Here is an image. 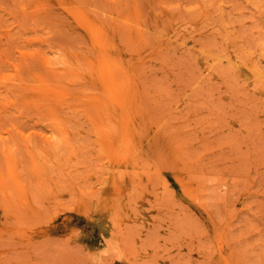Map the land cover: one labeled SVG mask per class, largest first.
Wrapping results in <instances>:
<instances>
[{
	"label": "rangeland",
	"instance_id": "1",
	"mask_svg": "<svg viewBox=\"0 0 264 264\" xmlns=\"http://www.w3.org/2000/svg\"><path fill=\"white\" fill-rule=\"evenodd\" d=\"M263 73L264 0H0V264H264Z\"/></svg>",
	"mask_w": 264,
	"mask_h": 264
},
{
	"label": "bare ground",
	"instance_id": "2",
	"mask_svg": "<svg viewBox=\"0 0 264 264\" xmlns=\"http://www.w3.org/2000/svg\"><path fill=\"white\" fill-rule=\"evenodd\" d=\"M248 67V66H247ZM255 69V68H254ZM264 74V73H263Z\"/></svg>",
	"mask_w": 264,
	"mask_h": 264
}]
</instances>
